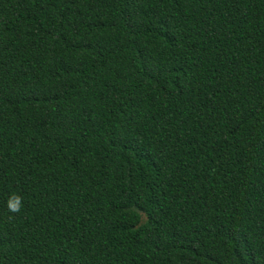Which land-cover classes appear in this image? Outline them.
Masks as SVG:
<instances>
[{
  "label": "trees",
  "instance_id": "trees-1",
  "mask_svg": "<svg viewBox=\"0 0 264 264\" xmlns=\"http://www.w3.org/2000/svg\"><path fill=\"white\" fill-rule=\"evenodd\" d=\"M0 264H264V0H0Z\"/></svg>",
  "mask_w": 264,
  "mask_h": 264
},
{
  "label": "clouds",
  "instance_id": "clouds-1",
  "mask_svg": "<svg viewBox=\"0 0 264 264\" xmlns=\"http://www.w3.org/2000/svg\"><path fill=\"white\" fill-rule=\"evenodd\" d=\"M23 207V198L13 193L7 199V208L10 213H19Z\"/></svg>",
  "mask_w": 264,
  "mask_h": 264
}]
</instances>
